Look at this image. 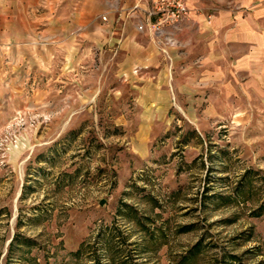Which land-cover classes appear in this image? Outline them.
<instances>
[{
    "label": "rangeland",
    "instance_id": "374dc122",
    "mask_svg": "<svg viewBox=\"0 0 264 264\" xmlns=\"http://www.w3.org/2000/svg\"><path fill=\"white\" fill-rule=\"evenodd\" d=\"M195 4L264 23V0ZM191 12L165 77L96 45L0 62V264H264V53L202 69Z\"/></svg>",
    "mask_w": 264,
    "mask_h": 264
},
{
    "label": "crops",
    "instance_id": "0c3cea01",
    "mask_svg": "<svg viewBox=\"0 0 264 264\" xmlns=\"http://www.w3.org/2000/svg\"><path fill=\"white\" fill-rule=\"evenodd\" d=\"M186 3L190 12L197 7L195 0ZM148 5V0H0V62L25 59L21 51H27L29 59V53L42 59L44 51L52 60L60 50L67 60H73L76 51L96 45L122 55L124 71L130 76L165 77L170 56H178V52L173 50L170 55L164 36L150 26L138 27L146 21ZM202 12L192 11L195 21L183 22L179 31L180 37L206 39L207 50L201 51L202 69L209 71L216 69L217 62H230L233 44L242 46L245 56L264 53L261 18L240 16L234 20L232 13L224 10L204 20L199 14ZM192 27L199 31L192 34ZM196 47L193 43L188 52L198 53Z\"/></svg>",
    "mask_w": 264,
    "mask_h": 264
},
{
    "label": "built area",
    "instance_id": "2783aa9c",
    "mask_svg": "<svg viewBox=\"0 0 264 264\" xmlns=\"http://www.w3.org/2000/svg\"><path fill=\"white\" fill-rule=\"evenodd\" d=\"M150 5L146 12V21L139 24L143 29L147 24L157 34H166L173 26L179 24L189 14L186 0H149ZM105 20L107 16L103 15Z\"/></svg>",
    "mask_w": 264,
    "mask_h": 264
},
{
    "label": "water",
    "instance_id": "95a60500",
    "mask_svg": "<svg viewBox=\"0 0 264 264\" xmlns=\"http://www.w3.org/2000/svg\"><path fill=\"white\" fill-rule=\"evenodd\" d=\"M101 203H103V201Z\"/></svg>",
    "mask_w": 264,
    "mask_h": 264
}]
</instances>
